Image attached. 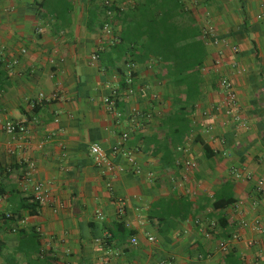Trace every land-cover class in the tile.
Here are the masks:
<instances>
[{
	"label": "crops",
	"instance_id": "0c3cea01",
	"mask_svg": "<svg viewBox=\"0 0 264 264\" xmlns=\"http://www.w3.org/2000/svg\"><path fill=\"white\" fill-rule=\"evenodd\" d=\"M111 1L107 17L105 0H0V264H264V0H183L215 36L206 38L202 99L186 106L191 131L173 163L164 155L175 129L168 117L184 98L159 61L120 55L114 9L140 0ZM222 76L237 93L232 115ZM5 120L28 133H4ZM123 132L140 175L112 153ZM92 144L125 171L98 168ZM39 183L42 204L32 200ZM223 190L235 201L216 210ZM220 241L231 250L222 253Z\"/></svg>",
	"mask_w": 264,
	"mask_h": 264
},
{
	"label": "trees",
	"instance_id": "16d2710c",
	"mask_svg": "<svg viewBox=\"0 0 264 264\" xmlns=\"http://www.w3.org/2000/svg\"><path fill=\"white\" fill-rule=\"evenodd\" d=\"M114 11V17L123 24L115 46L121 50L120 55L129 54L130 62L136 63L151 59L159 61L167 83L178 90V96L184 98V104L176 102L178 112L168 117L175 129L171 132L172 148H166L164 155L165 159L173 163L174 146L191 131L186 106L202 99V70L208 53L203 30L183 0H140L128 12L123 13L118 9ZM204 150L208 152L207 145H204ZM234 201L233 195L223 190L216 194L211 205L221 210ZM188 207L186 205V216L189 213ZM28 208L31 214H35L38 204L34 203ZM111 232L114 235V231ZM35 238L37 242L34 251L39 249V237Z\"/></svg>",
	"mask_w": 264,
	"mask_h": 264
},
{
	"label": "built area",
	"instance_id": "2783aa9c",
	"mask_svg": "<svg viewBox=\"0 0 264 264\" xmlns=\"http://www.w3.org/2000/svg\"><path fill=\"white\" fill-rule=\"evenodd\" d=\"M104 6L106 8L107 17L112 16V14H113L112 1L111 0H105ZM104 26H105L104 29L110 33L111 24L106 22L104 24ZM203 34H204L205 38H207V37L211 38V37L215 36L214 28L213 27L204 28ZM232 50H233V52H237L238 48L236 46H232ZM129 82L131 83L132 81L129 80ZM219 85H220L221 89L226 94L225 104H224L226 114L232 115V114H234L233 110H235L237 103H238V97H237V93L234 89L233 82L228 77L222 76L220 78ZM129 92L132 93L133 91L130 90ZM54 97H55V95L52 96V98H54ZM52 98H48L43 94L39 95V100H50ZM105 103H106L107 109L109 111H113L115 109V105H116L115 100L110 99V98H106ZM233 120H234V122H238L237 116H234ZM1 129L4 133H6L8 135H12V136H17V135L23 136V135H26L29 131L28 127L24 123L14 122L11 120L2 121L1 122ZM128 139H129L128 132H123L121 134L120 138L118 139L116 145L113 146L112 153L113 154H118V153L122 154V156L127 159L128 164L132 167L134 172L136 174L140 175V174H142L141 168L137 166V163H136L135 159L133 158L131 152L128 151L127 149H125V145H126V142L128 141ZM90 153L93 157L95 165L98 168H104L106 171H108L112 174H120V173L125 171L124 166L115 165L109 159L108 154L106 153L104 148H102L100 145L92 144L90 146ZM192 165L194 166V164H192ZM28 167H29V171L26 174L27 175L26 180H29L31 173L35 170V165L33 162H30L28 164ZM147 176L149 178H154V174L151 172L148 173ZM32 195H33L32 200L34 202H38L40 204L44 203L46 200V193H45L44 185L41 183L36 184L33 187V194ZM263 209H264V206H263ZM13 217L14 216L12 214L6 215V218H8V219L13 218ZM24 223H25L24 220H18L17 225L13 229V231L14 232L17 231L21 227V225H23ZM196 224L199 225L200 222L197 221ZM214 230H215V224L214 223L210 224V227L204 231V236L206 237V239H213L214 238ZM262 232L264 234V230H262ZM150 240L153 241L154 238H150ZM132 243L137 244V240L135 238H133ZM218 248L222 253H227L229 250H231V243H230V241H220L218 244Z\"/></svg>",
	"mask_w": 264,
	"mask_h": 264
},
{
	"label": "rangeland",
	"instance_id": "374dc122",
	"mask_svg": "<svg viewBox=\"0 0 264 264\" xmlns=\"http://www.w3.org/2000/svg\"><path fill=\"white\" fill-rule=\"evenodd\" d=\"M198 1H200V0H198ZM200 2H201V1H200ZM200 2H199V3H200ZM200 4H202V3H200ZM208 17H209V16H208ZM202 25H203V26H213L212 23L207 22V21H206V22L203 21V24H202Z\"/></svg>",
	"mask_w": 264,
	"mask_h": 264
}]
</instances>
